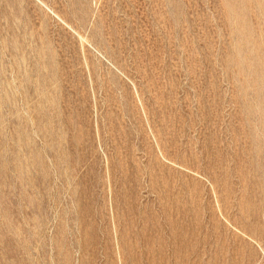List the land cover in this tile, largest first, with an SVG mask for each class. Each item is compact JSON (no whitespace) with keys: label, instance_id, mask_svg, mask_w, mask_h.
<instances>
[{"label":"rangeland","instance_id":"1","mask_svg":"<svg viewBox=\"0 0 264 264\" xmlns=\"http://www.w3.org/2000/svg\"><path fill=\"white\" fill-rule=\"evenodd\" d=\"M0 264H264V0H0Z\"/></svg>","mask_w":264,"mask_h":264}]
</instances>
